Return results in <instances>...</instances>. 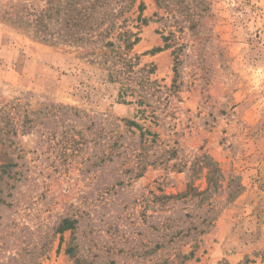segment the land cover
I'll return each instance as SVG.
<instances>
[{
  "label": "rangeland",
  "instance_id": "1",
  "mask_svg": "<svg viewBox=\"0 0 264 264\" xmlns=\"http://www.w3.org/2000/svg\"><path fill=\"white\" fill-rule=\"evenodd\" d=\"M52 1L0 0V264H264V0Z\"/></svg>",
  "mask_w": 264,
  "mask_h": 264
},
{
  "label": "trees",
  "instance_id": "2",
  "mask_svg": "<svg viewBox=\"0 0 264 264\" xmlns=\"http://www.w3.org/2000/svg\"><path fill=\"white\" fill-rule=\"evenodd\" d=\"M111 1L113 0H65L63 7L67 9L66 14H69L70 17L67 24L71 34L74 36L73 42L85 43L91 41L95 43L103 41L104 46H112L115 44L109 37H113L112 33L116 27L115 20L120 13H115L107 8ZM156 1L160 7H162L163 3H166V0ZM57 2H60V0H57ZM57 2L55 4V0H53L50 9H55L58 12L60 10L59 7L62 5L57 4ZM78 3H81L79 7ZM167 4H170L169 0H167ZM139 7L141 8L142 4ZM131 36H133V40ZM117 37H124L126 48L130 49L140 41L138 33H132L128 30L119 32ZM63 224L70 227L73 226L74 221L65 218ZM70 251H73V249L69 248ZM74 259L75 264H82V259H79V257L75 256Z\"/></svg>",
  "mask_w": 264,
  "mask_h": 264
}]
</instances>
